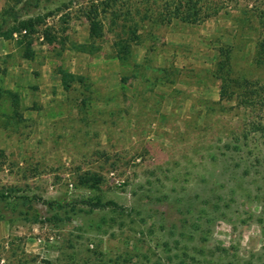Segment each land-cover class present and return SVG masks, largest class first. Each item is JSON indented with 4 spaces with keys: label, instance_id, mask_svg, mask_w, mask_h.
Masks as SVG:
<instances>
[{
    "label": "rangeland",
    "instance_id": "374dc122",
    "mask_svg": "<svg viewBox=\"0 0 264 264\" xmlns=\"http://www.w3.org/2000/svg\"><path fill=\"white\" fill-rule=\"evenodd\" d=\"M29 16L0 38V264H264V0Z\"/></svg>",
    "mask_w": 264,
    "mask_h": 264
},
{
    "label": "trees",
    "instance_id": "16d2710c",
    "mask_svg": "<svg viewBox=\"0 0 264 264\" xmlns=\"http://www.w3.org/2000/svg\"><path fill=\"white\" fill-rule=\"evenodd\" d=\"M19 6L16 5L7 8L2 14H0V38L3 40H12L15 35L21 37L22 40L28 41L29 37L35 31L37 25H39L41 18L39 16H29L30 12L33 9H37L40 0H25L24 2H18ZM87 21L89 22L90 26V37L96 38L100 34L99 26L96 20L87 16ZM262 50H264V46H261ZM126 52V51H125ZM24 57L29 59L31 58V52H25ZM117 59L120 62H125L127 56H117ZM223 65V64H220ZM61 75V82L64 89H68L70 87V83L76 80L75 76L71 73H68L64 70H60ZM225 87V86H224ZM223 87V88H224ZM225 90V89H224ZM8 97H15L9 90H4L0 88V102ZM90 181V178H86L83 180L84 184H87ZM100 178L96 179L94 184L99 183ZM1 197V196H0ZM55 203V202H54ZM53 202H48L46 205L52 206ZM87 205L91 206L92 208H100L107 206L113 203H105L102 204L100 200H97L95 203L85 202ZM116 206V204H113Z\"/></svg>",
    "mask_w": 264,
    "mask_h": 264
}]
</instances>
